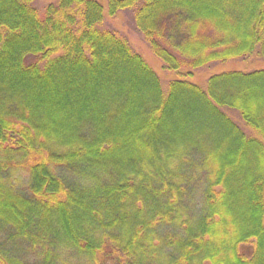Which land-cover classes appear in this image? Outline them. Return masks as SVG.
<instances>
[{"label": "trees", "instance_id": "obj_1", "mask_svg": "<svg viewBox=\"0 0 264 264\" xmlns=\"http://www.w3.org/2000/svg\"><path fill=\"white\" fill-rule=\"evenodd\" d=\"M252 59L264 0H0V264H264V68L193 81Z\"/></svg>", "mask_w": 264, "mask_h": 264}, {"label": "rangeland", "instance_id": "obj_2", "mask_svg": "<svg viewBox=\"0 0 264 264\" xmlns=\"http://www.w3.org/2000/svg\"><path fill=\"white\" fill-rule=\"evenodd\" d=\"M54 0H36V5L39 10H43L49 3ZM104 3V0H100ZM106 26L105 28H110L111 30L117 31L122 35H125L129 41L132 43L135 50L144 55L149 65L157 72L159 77L161 78L164 89L166 90L167 85L171 79L174 78V74L171 72H167L162 68L161 63L158 59L152 54L150 49L147 47L146 42L143 37L139 34V32L135 29L134 24L132 22L131 14L123 13L119 14L116 19L106 18ZM264 68V62L257 59H252L251 62L248 63H229L222 66H217L212 70H201L198 71L194 77L193 81L204 84L206 79L214 72H219L223 70L230 69H257ZM236 117V116H235ZM239 121V118H237Z\"/></svg>", "mask_w": 264, "mask_h": 264}]
</instances>
